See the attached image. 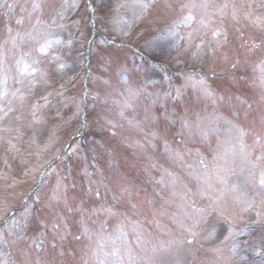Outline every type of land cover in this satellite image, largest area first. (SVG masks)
Wrapping results in <instances>:
<instances>
[{"label":"rangeland","instance_id":"1","mask_svg":"<svg viewBox=\"0 0 264 264\" xmlns=\"http://www.w3.org/2000/svg\"><path fill=\"white\" fill-rule=\"evenodd\" d=\"M82 1L0 0V51L3 52L8 76L6 88L0 86V92H7L6 96L0 97V107L6 109L9 106L8 101L12 100L11 107L16 110L0 122V127L13 129L11 132H0V136L4 138L0 140V217L10 213L19 204L23 195L31 189L37 170L45 167L79 130L78 124L73 125L70 120H74L82 89L75 88L70 93H65L61 86L63 80L71 81L78 76L83 66L79 61V51L82 50L83 53L91 30L89 14L80 10ZM215 2L222 3L223 0ZM236 2L239 3V0ZM251 2L253 18L256 15H264V9L256 7L259 0ZM8 5L12 7L8 8ZM98 10L102 32L114 40L121 41L124 47H114L102 40L95 44L94 59L92 58L91 62L93 82L89 97L92 105L88 130H85L72 146L71 156L42 179L36 193L37 199H29L20 214L8 220L21 221L25 209L31 210L27 223L22 225L26 239L17 240L15 235H9L6 226L8 221L0 226V232H3L5 240L9 242L7 245L0 244V252L6 253L0 259L7 260L8 264H24L26 258L33 262L37 258L52 260L51 264H101L102 261L107 264H119L118 257L110 254L112 245L107 238L114 236L118 224L123 222L124 231L127 233L126 244L121 245L123 264H133L127 253L128 248L131 249L135 264H264V215L258 217L252 210L240 212V206L230 200L229 212L234 215H231L230 219H223L218 213L205 217L197 229L201 234L200 240L194 245L177 243L185 240L187 234L177 228L171 219L173 213L181 211L179 205L183 186L186 185L193 192H197L200 187L205 172L198 162L199 158L203 157L206 161L209 181L217 188L221 186L213 168L215 163L223 165L224 161L214 162L213 157L217 153L225 154V149L232 142L229 131L232 124L229 121H240L241 126L251 131L260 128L259 116L264 110V101H261L259 81L264 71V65H261L264 56L261 51L246 56L245 50L239 45L242 43L241 33L244 40L251 42L255 38L259 44L264 39V32L242 17L239 23L232 21L230 17L221 23L217 17L211 28L202 31L206 32V39L211 41L212 28H227L230 40L226 49L229 55L228 63L221 60L219 53L215 58L205 55L202 59H196L191 56L190 51L177 52L168 47V40L158 41L164 46V50L162 55H156L147 48L146 41L161 36L176 18L177 12H163L159 0L156 6L150 8L138 20L136 16L140 12L139 0H100ZM18 20L22 22L17 23ZM128 22L132 25L130 30ZM192 26L199 27L195 23ZM9 27L12 29L10 33ZM122 30L129 31V35L124 36ZM186 31L188 29L181 28V32ZM17 33H20V36H17ZM132 47L139 48L144 54L143 59L139 58L138 64L136 61L139 56H134ZM237 57L240 59L237 71L240 70L245 77L242 79L228 72L231 62ZM34 59H38L40 63H34ZM17 61H20L19 65ZM25 64L28 65L27 70L24 69ZM121 67L127 68L128 71L122 73ZM192 70L205 74L214 96H204L198 86L185 84L187 74ZM41 71L48 73L45 77L48 83H37L21 105L18 98H13L12 93L16 89L27 93L29 81H38ZM213 72H217V75L212 77L210 74ZM98 77L108 80L109 83L104 84ZM233 78H236L238 83L233 84ZM145 88L151 96L142 92L139 96L130 98L128 89L135 92ZM176 88L181 89V97L173 99L172 96H165L167 92L175 95ZM118 89H122V93H119ZM48 93L52 95L48 96ZM45 96L48 98L47 103L42 98ZM220 96H224V99L221 100ZM229 96H239L240 100L246 101L251 108H246V105L234 98L229 100ZM126 100L131 107H125ZM153 100H156L155 104L152 103ZM33 104L40 106L36 109L35 118L32 116ZM122 109L124 116L120 115ZM245 111L249 112L247 119L243 116ZM236 112L240 113L239 117L235 115ZM57 113L59 115H56ZM16 115H21V119L15 120L13 117ZM146 115L149 117L147 121L144 119ZM181 118L191 124V136L188 129H182ZM129 120L133 123L130 124ZM108 121H112V124L107 123ZM136 121L141 122L140 127L135 126ZM197 123L199 128L196 127ZM17 128L20 129L21 135L19 139H14L13 143L19 151H12L8 149L7 140L18 135L15 131ZM55 128L58 131L52 135ZM201 128L209 130L207 140L199 134ZM213 130L217 133L216 136ZM151 132L157 133L155 138L150 135ZM165 141L171 149L186 147L192 149V152L185 154L183 160L173 159L165 148ZM105 142L114 148L113 153L105 148ZM247 142H252L251 134L247 137ZM212 148H215V152L210 154ZM117 158L120 164L118 162L115 166ZM227 158L232 159L230 153ZM153 164L156 167H152ZM229 168V184L238 185L242 191L248 193L249 198H254L257 189L252 186L243 162L236 158ZM165 170L175 173L179 178L175 196L172 195L170 178ZM102 175L109 177L104 178ZM162 177L165 181L163 184L159 183ZM58 179L61 181L62 190L66 191L70 207L76 208V200L79 203L83 200V207L89 210L106 204L112 206L116 212L125 213L128 219L123 215L108 216L103 212L98 213L99 215L94 216H99L101 221L92 216L86 219V224L91 230V239L81 238L77 241L72 238L71 246L60 248L50 259L49 254H42L41 251L34 257L30 250L37 248L38 252L43 249L36 246L41 244L37 241L53 237V214L47 207L50 203L55 204L66 219L70 234H80V226L77 230L73 229L76 218L80 217L78 213L68 212L63 202L56 203L52 200ZM143 179H146L143 185L146 194L131 197L132 202L138 205L136 209L131 207L126 195L121 198L123 203L115 204L105 198L94 200L91 197V201L86 197L81 199L82 195L89 194L90 187L94 191L100 181L103 183L99 190L104 185H107V188L111 185L118 195L123 187H131L135 191L138 186L135 183ZM208 204L207 197L197 196L198 207ZM161 209L166 215L157 214L155 218L162 226L166 225L167 230L152 222L153 211L159 213ZM259 210L264 213V209ZM110 221L111 225L107 227ZM134 221H139L142 225L140 243H137L138 233L132 231ZM229 230L234 234L230 235ZM43 232L47 234L41 235ZM207 233L214 234L209 241L203 239ZM101 234L102 239H98ZM226 236L228 239H225ZM61 249L63 256L59 255ZM24 252H27V257ZM104 253L109 255L105 256Z\"/></svg>","mask_w":264,"mask_h":264},{"label":"snow or ice","instance_id":"2","mask_svg":"<svg viewBox=\"0 0 264 264\" xmlns=\"http://www.w3.org/2000/svg\"><path fill=\"white\" fill-rule=\"evenodd\" d=\"M157 0H139L140 12L136 16V19H140L150 8L156 6ZM159 6L163 12H171L175 11L178 13L175 19H173L170 25L167 27L165 32L159 36L154 38L152 41H146L147 48L152 51L156 55H162L164 46L159 44L158 41L168 40L171 49L176 50L177 52L184 50L190 51L191 56L196 59H202L205 55L211 56L215 58L217 53L220 54V58L224 63L229 62V55L226 51L228 45L230 44L229 40V32L225 27H216L212 28V36L213 40L209 41L206 39V32H203L202 29L211 28V26L216 22V18H220L221 23L225 18L230 17L232 21L239 23L241 17L244 20H250L261 32H264V15H256L253 18L252 12V2L251 0H239V3L236 0H223L222 3H216L215 0H159ZM12 5H8V8H11ZM257 8L264 9V0H259L256 4ZM247 9V10H246ZM94 10V9H93ZM22 21H17V23H21ZM199 25V27H193V24ZM131 23L128 22V29H131ZM188 29L186 32H181V28ZM9 33L12 29L8 28ZM239 31V29H237ZM122 34L124 36L129 35V31L122 30ZM17 36H20V33H17ZM240 39L242 43L239 47L245 50V55H255L257 51H261V55L264 56V39L260 41L259 44L256 43L255 38L249 42L248 40L243 39V33H241ZM13 44L15 46V38H13ZM138 51V50H137ZM25 55H29V53H25ZM143 59V56L141 55ZM21 60H23V56H21ZM34 63H40L38 59L33 60ZM17 64H20V61H17ZM240 64V59L237 57L234 61L231 62L229 66V71H233ZM261 65H264V59L261 60ZM28 65H24V69L27 70ZM63 67V65H61ZM107 69H105L106 71ZM33 71H37V69H33ZM120 71L122 73H126L128 71L127 68L121 67ZM215 74V72L213 73ZM196 75L195 72H191L187 74L185 84L191 83L193 86H198L199 91L204 96H214V93L209 88L207 81L203 75L200 76L198 80L194 78ZM48 76L46 71H41L40 79L38 81H29L28 84V92H22L21 89H16L15 92L12 93L13 98H18L23 105L27 95L31 93V90L37 83L47 84L48 80L45 77ZM97 79L103 80L102 77H98ZM242 79V77L240 78ZM8 76L5 71L3 52L0 51V86H4L6 88ZM23 83V81H20ZM104 84H108V80H103ZM232 83H238L236 78L232 79ZM259 86L261 89V101H264V71H262V75L260 76ZM130 94V98L132 96H139L142 92L148 96H151V93L146 92L145 89L136 90L133 92L132 89H128ZM175 95L171 92L165 93V96H172L173 99L179 98L182 96V91L180 88L174 89ZM7 92H0V97L6 96ZM51 93H48V96H51ZM45 100V103L48 102L47 96L42 97ZM221 100L224 99V96L219 97ZM236 99L240 101L241 104L246 105V108H251L250 104H247L246 101L240 100L239 96H229V100ZM153 104L156 103V100L152 101ZM12 100L8 101V107L5 109L0 107V122H2L5 118L9 117L10 113L15 112L16 110L11 107ZM40 107L38 104L32 105V116L36 117V109ZM125 107H131V104L128 100L125 101ZM147 112V109H146ZM56 115H59L57 113ZM121 116H124L123 109L120 112ZM235 115L237 117L240 116L239 112H236ZM249 115L248 111L244 112V118L247 119ZM15 120H20L21 115H16L13 117ZM145 121L149 119V117L145 116ZM107 123L112 124V121H108ZM129 123L132 124L133 121L129 120ZM232 127L229 129L232 135V142H230L229 147L225 149V154L217 153L216 156L213 157L214 162L218 160H223V165L219 163L214 164L213 172L217 176V179L220 183V187H215L208 179V166L204 163L203 157L199 160V164L203 166L205 175L202 178V182L197 192H193L191 189H188L186 185H184V191L180 193L181 203L179 205L181 211L179 213L172 214V221L176 225L177 228L184 231L187 235L185 240L177 241L178 244H187L194 245L200 240V232L197 230L205 217L210 214L218 213L223 219H230L231 215L234 213L229 212V201L231 200L236 205H239L240 212H248L249 210L255 211L258 217L264 215L261 211L257 209H264V110L261 111L259 116V125L260 128L256 131H251L240 124L232 123ZM255 124V121H253ZM141 122L136 121L135 126L140 127ZM181 126L182 129H188L189 135L191 136V124L188 120L181 118ZM115 127V125H113ZM199 128V123L196 125ZM13 131L10 127H0V132H11ZM18 133L16 137L9 138L7 140L8 149L12 151H19L17 149L16 144L13 143L14 139L20 138V129H15ZM201 137L204 140L208 139L209 130L200 129ZM252 135V142H247V137ZM150 135L155 138L157 133L151 132ZM4 138L0 136V140ZM151 144V141H149ZM143 148V145H139ZM155 147V145H152ZM165 148L168 150L169 155L173 159L183 160L185 154H191L192 149L184 148V149H171L168 145V142L165 141ZM197 155H200L199 150H196ZM231 154L232 159L229 160L227 158V154ZM239 158L243 164L247 167L249 180L252 182V186L257 189L255 192L254 198H249L248 193L246 191H242L238 185L229 184L228 182V174L230 172L229 165L236 159ZM152 167H156L155 164ZM191 168L192 165H189ZM167 176L170 178L169 184L173 189L172 195L175 196L177 193L175 192V188L177 186L179 178L175 173L167 172L165 170ZM165 181L163 177L159 181V183L163 184ZM103 182L100 181L97 183L96 189L89 188V194L95 196L97 199L101 197V192L99 191V187ZM73 187H75L73 185ZM107 190V185H104ZM125 195L128 196L129 204L133 209H136L138 205L133 203L131 197L134 195L131 187H123L120 189L119 194H113L112 200L115 203H118L119 199L123 198ZM197 196L203 198L207 197L209 199V204L205 207H198L196 205ZM52 200L56 203L63 202L65 208L68 212H77L80 215L79 220V235H75L74 239L79 241L81 238L91 239V230L88 228L86 224V219L90 218L92 215H96L98 213H106L108 216H125V219H128L125 213H119L113 210L112 206H106V204H101L99 207L92 208L91 210L83 207L84 201L81 200L80 204L76 208H72L68 204V198L66 195V191L62 190L61 181L58 179L56 184V189L54 190V195ZM168 203L169 201H165ZM151 203V201H148ZM53 214L54 222L51 224V230L53 233V239L51 241V245L53 249L57 248V245H62L67 236L70 234V228L67 224L66 219L62 215L60 211L57 210L56 205L50 203L47 205ZM159 214L161 216L166 215V212L161 209L159 213L156 210L153 211V223H155L158 227H163L167 230L166 225H161L160 221L155 217ZM31 215L30 209H25L23 213V219L21 221H17L15 219H11L7 222V230L9 235H15L17 240H25L26 237L23 235L22 225L27 223L28 217ZM3 219V217H0ZM132 231L138 233L137 235V243H140L142 240L141 229L142 225L139 221H134ZM230 235L231 233L229 230ZM46 232L41 233V235H46ZM213 233H207L203 236V239L206 241L211 240ZM127 233L124 231L123 222L118 224L115 235H110L107 239L111 242L112 249L111 255L113 257H118L119 264H123V256L121 255V245L126 244ZM225 239H228L226 236ZM9 242L5 240L3 232H0V244L7 245ZM15 243V241H13ZM37 247H43V244L37 245ZM155 251V249H153ZM127 253L130 260H133L131 249H127ZM233 253H235V248H233ZM6 253L0 252V257L5 256ZM24 255L27 257V252H24ZM59 255L63 256L64 252L61 249ZM105 256L109 255V253H104ZM0 264H8L7 260L0 259ZM24 264H51L50 261L42 260L37 258L34 262L25 259ZM101 264H107L106 261H102ZM115 264V262H114Z\"/></svg>","mask_w":264,"mask_h":264}]
</instances>
